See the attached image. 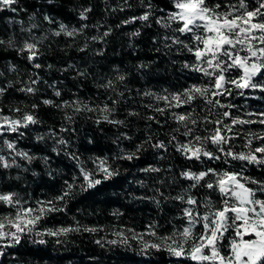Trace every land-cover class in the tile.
Returning a JSON list of instances; mask_svg holds the SVG:
<instances>
[{"label": "trees", "instance_id": "1", "mask_svg": "<svg viewBox=\"0 0 264 264\" xmlns=\"http://www.w3.org/2000/svg\"><path fill=\"white\" fill-rule=\"evenodd\" d=\"M149 3L152 15L148 21L123 23L149 11L146 7ZM248 3L255 6L257 0ZM12 7L16 11L0 9V40L4 41L0 44V87L7 89L0 96V114L22 119L25 113H31L39 122L20 128L23 136L19 132L0 135V156L11 165L4 168L0 164V194L15 193V199L23 207L38 209L39 202L60 195L66 181L75 183L74 195L66 206L58 202L65 210L48 213L36 227L56 230L79 226L80 230L66 235H45L44 244L34 242L40 237L26 235L19 245L5 249L0 264H195L187 258L175 259L164 250L144 248L145 243L162 244L158 238L169 237L185 225L183 209L188 205L174 199L180 190L194 196L200 207L209 198L217 203V190L205 186L215 181V176L209 175L200 186L190 188L194 182L181 173L189 170L199 173L208 168L217 172L243 169V175L264 180V167L231 160L218 152L222 156L219 161L203 156L200 160L188 159L177 151V146L189 141L196 144L195 136H210L221 126L215 123L217 120L231 124L232 118H240L257 122L233 126L227 135L234 138L223 147L236 153L247 152L249 134L264 135V124L259 123L264 119L260 115L264 113V91L244 89L241 95L242 90L226 85L231 95L209 96L219 100V105H209L199 96L181 107H170L164 100L156 99L193 85L210 86L213 82L202 72L185 68V63H195V56L182 44L165 39L178 36L191 46L194 43L191 34L174 32L179 26L176 23L171 28L156 23L157 18L175 11L173 0H18ZM85 9H90L86 12L87 19H81ZM45 16L53 22L45 20ZM60 24L69 31L87 27L74 37L63 33L56 36ZM22 26H32L38 35L33 42L37 45V58L33 62L27 59V50L19 51L24 48ZM137 31L139 35H132ZM105 32L109 35L104 36ZM34 63L41 64V68H34ZM13 66L15 70H11ZM238 74V69L226 73L230 78ZM119 75H124L125 80L120 81ZM33 80L38 82L33 84ZM108 81H112V87H103ZM28 86L35 92L21 91ZM56 91L60 96L55 95ZM146 92L153 95H144ZM44 100L61 107L46 105ZM77 101L81 107L88 105L97 110L76 112L69 105ZM105 105L115 109L110 118L124 121L123 125L102 121L99 109ZM157 108L165 111L161 113ZM224 112L230 116L225 118ZM189 113L196 124L174 118ZM188 129H192V134L186 136ZM38 136L43 139L38 140ZM60 139L68 143L61 145ZM5 140L14 143L15 149H8ZM160 141L166 149L154 147ZM260 144L264 141L253 139V148ZM140 145L143 147L137 152ZM216 147L206 144L209 151L215 152ZM17 152H27L33 159L29 162ZM132 152L137 153L132 160L119 158ZM73 154L78 160L72 158ZM98 158H106L119 174L105 180L94 163ZM224 159L229 163H224ZM16 160L21 163L19 169L14 166ZM81 165L94 171L95 178L102 182L82 191L79 186L85 182ZM149 167L160 171H144ZM15 210L0 202V215L14 214ZM153 230L156 236L149 234ZM232 235L231 231L226 234L229 238ZM114 240L117 243H111ZM223 243L222 251L227 252L228 239Z\"/></svg>", "mask_w": 264, "mask_h": 264}, {"label": "snow or ice", "instance_id": "2", "mask_svg": "<svg viewBox=\"0 0 264 264\" xmlns=\"http://www.w3.org/2000/svg\"><path fill=\"white\" fill-rule=\"evenodd\" d=\"M18 0H0V9H11L16 11L12 6L17 4ZM175 11H171L166 17L157 18L156 23L162 24L165 28H171L173 23L179 25L174 32L181 35L191 34L193 45L185 44L178 36L165 37L171 39L174 44H182L190 53L195 56L194 64L185 63V68L202 72L205 76L212 78L213 82L210 86L193 85L179 93H173L170 96H157V100H164L170 107H181L184 104H191L197 97H203L205 102L209 105H219V100L209 98L222 96L225 94L231 95V89L226 85H234L236 89H240L243 95L244 89H260L264 91V0H257L255 6H251L248 0H236L235 3H212L211 0H173ZM149 11L144 14L133 17L123 23H133L136 20L148 21L151 12V4L146 6ZM90 9H85L81 13V19H87L86 12ZM45 20L50 23L53 22L51 17L45 16ZM35 27V25H33ZM81 29H73L69 31L67 27L60 24L59 30L54 34L60 36L62 33L68 37H74L82 32ZM109 35L108 32L104 36ZM132 35H139L135 32ZM93 39H97L93 37ZM4 41L0 40V44ZM11 43V42H9ZM36 43H25L24 48L19 51L27 50L29 53L27 59L33 62L37 58ZM84 49L82 48L81 51ZM241 52L245 53L241 55ZM34 68H41V64L34 63ZM49 67H51L49 65ZM238 69L239 74L236 78H230L226 73L231 70ZM11 70H15L14 66ZM120 81L125 80L124 75H119ZM38 81L33 80L35 84ZM105 88L112 87V81H108ZM7 89L0 87V96H2ZM21 91L29 93L35 92V89L28 86ZM56 96H60V92L56 91ZM123 96V93H120ZM144 95L151 96V92H146ZM119 101H113L118 103ZM174 102V103H173ZM44 104L52 105L54 107H61V105H54L50 100H44ZM68 102H65L67 105ZM74 106L76 112L96 111L97 109L90 108L88 105L80 106L79 101L75 102ZM223 106V105H221ZM36 105H33L35 108ZM156 111L163 113L165 109L157 108ZM19 111V109H16ZM102 113V121L110 124L123 125L124 121L116 120L112 117L114 108L105 105L99 109ZM2 113V109H0ZM129 115H136V113H129ZM251 115V114H250ZM264 116V113H260ZM223 116L228 118L229 112H224ZM174 118L179 122H190L193 125L197 123L191 118L189 114L175 115ZM71 120V117H67ZM149 119H152L151 117ZM38 119L31 113H25L22 119H13L9 116L0 114V130L6 126L7 131L17 133L23 136L20 128H27L30 124H37ZM101 120H97V123ZM257 121L244 120L240 118H232L231 124H224L223 120H217L215 123L218 126L213 133L208 137L195 136L194 140L197 142L193 144L189 141L185 144L177 146V151L182 152L188 159L200 160L201 156L209 160L219 161L224 157H230L231 160H238L264 167V144L252 147L253 139L264 141V135L250 133L245 147L247 152L236 153L231 148L225 150L224 145H228L234 138L227 135L233 131V126L252 124ZM260 124H264V119L259 120ZM67 131V129H61ZM192 129H188L184 135H191ZM126 137V134H122ZM38 140L43 139V136H38ZM151 137H149V140ZM175 139V137H173ZM61 145H66L68 142L64 139L58 140ZM211 143L217 146L216 151H209L206 144ZM8 149H15V145L7 140L4 141ZM143 145L137 147V152L142 149ZM154 147L159 149H166L164 142H157ZM55 150V149H54ZM16 155L28 160L33 159L27 152H17ZM137 155L136 152L122 155L121 159L132 160ZM73 159H77L73 154ZM224 163H229V160L224 159ZM97 165V170L103 174L105 180L111 179L118 175V170L111 168L107 159L98 158L94 161ZM0 164L4 168L11 165L0 156ZM83 176L84 184L80 185L82 191L88 188H94L102 181L96 179L94 171L87 170L83 165L80 167ZM148 172H158L160 169L149 167L144 169ZM181 175L188 180L193 181L190 188L200 186V182L204 181L209 175L216 177L215 181L207 182L208 189L215 188L221 197L219 206L210 198L203 202V207L206 209L204 213L198 211L197 199L192 195H178L174 199L180 200L190 207L183 209V216L187 218V226L183 227L179 232H173L171 236L166 238H158L162 240V244L145 243L144 248H152L157 251L164 250L175 257H183L190 259L195 264H264V180H257L250 176L243 175L241 171L223 170L217 172L216 169L208 168L206 171L199 173L192 171H184ZM249 185H256L255 188ZM75 183L65 182V188L61 194L53 197L48 201H41L38 209L31 207H23L19 199H15V193L0 194V202L16 209L14 214L0 215V256L4 255L5 249L19 245L26 235H35L40 237L38 242L44 244L43 237L66 235L70 231H79V226L60 227L56 230L46 229L38 230L37 224L45 215L51 212L64 211V207L58 206V202H64L65 206L67 200L74 195ZM260 194V195H258ZM161 195H163L161 193ZM187 195V199H185ZM159 203V201H156ZM197 224L202 225V231L194 232ZM153 228L155 225L152 226ZM85 231H96L95 228H85ZM234 233L230 238L226 234ZM150 235L156 236V232L150 231ZM228 239L229 251L223 252L225 247L224 240ZM99 243V241H97ZM115 244L117 241H111ZM163 245V247H162Z\"/></svg>", "mask_w": 264, "mask_h": 264}, {"label": "rangeland", "instance_id": "3", "mask_svg": "<svg viewBox=\"0 0 264 264\" xmlns=\"http://www.w3.org/2000/svg\"><path fill=\"white\" fill-rule=\"evenodd\" d=\"M21 30H22L21 31V34H22V39H23L22 41H23V44L24 45H25V43H33V42H35V40L37 39L38 35H37V32L34 31V29L32 28V26L31 27L30 26H22L21 27ZM241 54L244 55L245 53L241 52ZM6 133H11V132L10 131H7L6 126H5V128L3 130H0V135L6 134ZM20 164H21L20 161L19 160H16L14 166L17 167V169H19V168H21V165ZM250 187L255 188L256 185H251ZM179 194L180 195H183V194H185V191L180 190L179 191ZM216 194H217V198H218L216 205L219 206V202L221 200V197H220V194H219L218 191L216 192ZM258 195H260V194H258ZM260 198H264V196H260ZM185 199H187V195H185ZM188 207H190V206L188 205ZM198 211H200L201 213H204L206 211V209L203 206L202 207L198 206ZM185 219H186V221H185V225L183 227L187 226V218L185 217ZM182 228L179 229L177 232L181 231ZM200 231H202V225L201 224H197L196 225V228L194 229V232H197L198 233ZM227 251H229V249H227ZM174 258L175 259H180V258H183V257H175L174 256ZM191 262H193V261H191ZM193 263H195V262H193Z\"/></svg>", "mask_w": 264, "mask_h": 264}]
</instances>
